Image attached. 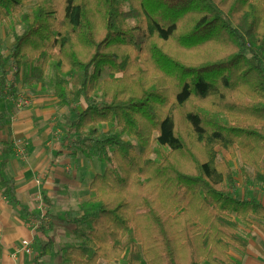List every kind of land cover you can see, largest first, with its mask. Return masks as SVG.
<instances>
[{
	"label": "trees",
	"instance_id": "16d2710c",
	"mask_svg": "<svg viewBox=\"0 0 264 264\" xmlns=\"http://www.w3.org/2000/svg\"><path fill=\"white\" fill-rule=\"evenodd\" d=\"M16 15L0 95L12 67L40 91L51 71L74 153L104 167L65 261L239 264L264 205L218 149L264 183V0H0V25Z\"/></svg>",
	"mask_w": 264,
	"mask_h": 264
},
{
	"label": "crops",
	"instance_id": "0c3cea01",
	"mask_svg": "<svg viewBox=\"0 0 264 264\" xmlns=\"http://www.w3.org/2000/svg\"><path fill=\"white\" fill-rule=\"evenodd\" d=\"M37 92L30 95L28 110L18 111L14 117L0 100V264H70L65 261V249L86 240L70 223V208L80 207L89 199L90 183L104 168L74 153L67 143L51 139L57 120L69 126L71 111L59 107L52 93ZM18 139H23L18 146L25 147L23 156L18 154ZM90 174L93 177L85 181ZM3 180L12 182L15 201L2 185ZM261 184L263 195L250 199L264 205ZM39 200L46 205V214ZM247 232L250 239L246 254L234 257L239 264H264V223L252 222V230ZM72 236L77 244H68ZM24 240L31 243L32 254L21 250Z\"/></svg>",
	"mask_w": 264,
	"mask_h": 264
},
{
	"label": "rangeland",
	"instance_id": "374dc122",
	"mask_svg": "<svg viewBox=\"0 0 264 264\" xmlns=\"http://www.w3.org/2000/svg\"><path fill=\"white\" fill-rule=\"evenodd\" d=\"M28 9L25 8L24 11L26 12ZM125 12L130 11V5L127 4L124 7ZM134 19H131V23H134ZM24 30V24L21 22L20 15H16L15 17L11 18L8 23L6 24H1L0 25V53L3 55H7L9 51L11 50V47L14 42V35L15 33H21ZM28 72V70L25 68L23 73L20 74V77L17 81L13 80V76L10 75L8 84H7V90L5 91L4 94L0 95V100L5 101V108H7V112L9 115L12 117L15 116V114L18 112V108L16 107V101H15V96L17 92H20V94L27 93L32 96H36V94H39L37 90L24 86V78L25 74ZM53 74L50 71L47 75L46 79V85L44 86V89H41V92H46V93H52L53 94V80H52ZM14 87L15 89L12 90L11 88ZM31 106V104H30ZM29 106V107H30ZM85 107L84 102H79L76 105L77 110H82V108ZM28 110V109H27ZM68 110V109H67ZM21 111V110H20ZM57 119H55L56 121ZM57 125L54 126V132H53V137L51 138L54 141H58V143H67L69 146L68 148L74 149L73 143L69 138H67V128H68V123L67 122H61V121H56ZM72 139V138H71ZM23 142V139H18L17 140V145L19 142ZM17 147V146H16ZM219 151V159L220 160H226L230 161L232 164V171H233V176H234V185L232 186V192L235 196L239 198H251V197H259L260 194H262L261 191L262 189V184H260L258 181L255 180L254 177V170L247 168L245 172L249 175V178H246L245 172L242 170L241 162L239 160H233L232 157L224 150L218 149ZM95 163V162H94ZM97 164V163H95ZM99 166H102V164H99ZM104 168L102 169V171ZM100 172V169H99ZM89 179H85V181L89 182L90 179L93 177L92 174L89 175ZM263 195V194H262ZM261 195V196H262ZM40 201V207L42 211H45L46 214V208L45 204L43 203L42 200ZM81 212L80 207H76L75 205L70 208V214L69 215H78ZM50 216V215H49ZM37 225V223H35ZM239 229L241 232L249 237V233L247 232V229L245 228L244 224H238ZM40 227V226H39ZM37 227L38 230L40 228ZM50 227V226H49ZM36 229V230H37ZM60 231V230H59ZM55 235V234H54ZM71 238V240H70ZM68 239V244L71 241V244H77V239L75 237H70ZM250 239V238H249ZM56 242H58V238L55 237L54 239ZM233 256H240V253L236 251H232ZM112 264H122L120 262H115Z\"/></svg>",
	"mask_w": 264,
	"mask_h": 264
},
{
	"label": "built area",
	"instance_id": "2783aa9c",
	"mask_svg": "<svg viewBox=\"0 0 264 264\" xmlns=\"http://www.w3.org/2000/svg\"><path fill=\"white\" fill-rule=\"evenodd\" d=\"M15 71V70H13ZM8 84V83H7ZM15 101H16V107L18 108V111L20 110H25L27 108H29L30 104H31V96L27 93H24V94H20V92H17L16 93V96H15ZM21 144H23V142H19V144L17 145V148L18 146H20ZM18 154L19 155H25V147H19L18 148ZM22 251L27 253V254H32V247H31V243L27 240H24L22 241Z\"/></svg>",
	"mask_w": 264,
	"mask_h": 264
},
{
	"label": "bare ground",
	"instance_id": "6f19581e",
	"mask_svg": "<svg viewBox=\"0 0 264 264\" xmlns=\"http://www.w3.org/2000/svg\"><path fill=\"white\" fill-rule=\"evenodd\" d=\"M13 70H15V71H13ZM17 71H16V68L15 67H12L11 69H10V72H9V75H8V81H9V78H10V75H12L13 76V80H15V73H16ZM8 83V82H7ZM13 89H15L14 87H12Z\"/></svg>",
	"mask_w": 264,
	"mask_h": 264
}]
</instances>
